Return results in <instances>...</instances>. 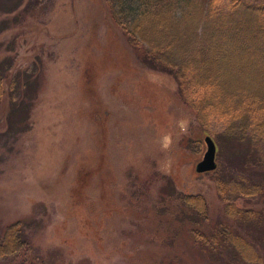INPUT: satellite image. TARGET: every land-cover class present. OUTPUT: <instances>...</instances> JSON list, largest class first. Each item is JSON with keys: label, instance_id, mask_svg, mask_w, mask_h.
I'll return each instance as SVG.
<instances>
[{"label": "rangeland", "instance_id": "374dc122", "mask_svg": "<svg viewBox=\"0 0 264 264\" xmlns=\"http://www.w3.org/2000/svg\"><path fill=\"white\" fill-rule=\"evenodd\" d=\"M113 1L0 0V238L20 221L42 264H206L179 197L206 200V233L224 217L217 181L229 203L256 208L231 191L262 180L264 159L256 157L264 143L225 134L231 123L239 131V110L222 112L229 96L205 108L204 126L196 107L209 90L188 97L174 73L144 62V46L129 42ZM147 1L152 10L169 2ZM216 6L222 16L235 11L230 0ZM90 61L98 69L87 86ZM151 86L169 98L171 127L155 120L157 96L143 99ZM23 100L24 123L12 111ZM206 135L217 144L218 169L196 174Z\"/></svg>", "mask_w": 264, "mask_h": 264}, {"label": "trees", "instance_id": "16d2710c", "mask_svg": "<svg viewBox=\"0 0 264 264\" xmlns=\"http://www.w3.org/2000/svg\"><path fill=\"white\" fill-rule=\"evenodd\" d=\"M144 1L147 0H138L142 6L136 5V0L113 1L116 19L130 29L123 27L129 42L144 46L147 55L144 62L174 73L181 93L188 97L199 89L209 90L210 94L196 107L204 126L205 108L219 105L211 102L216 97L223 102L222 97L229 96L233 102L227 107L224 103L222 112H241H235L239 113L237 134L240 133L243 138L261 139L264 143V24L259 19L264 17V4L254 6L243 0H230L235 11L222 16L216 6L219 0H169L161 2L156 10L147 8L149 1ZM175 11H179V15ZM89 63L83 73L87 86L91 82V74L98 69L94 62ZM2 79L0 74V98L3 93ZM142 95L147 103L157 96L155 120L163 129L171 127L173 116L168 112L169 98L161 93L159 87L152 86L146 87ZM234 104L236 106L229 110ZM27 110L24 100L19 104L13 102V114L21 113L22 123L27 119ZM228 129L232 134L228 131L225 134H236L233 133L235 123H231ZM249 144L251 147L255 145L252 140ZM256 159H264V150ZM260 164L259 169L263 167L259 170L262 180L252 184L247 181L237 183L232 186L231 192L235 199L250 197L254 199V205L262 208H240L233 202L229 203L225 183L217 181L218 194L225 202L224 217L215 222L208 233L200 230V226L208 221L206 200L201 195L179 197L183 208L192 212L189 221L193 227L198 225L193 232L201 263L264 264V162ZM85 175L90 174L87 172ZM6 229L0 238V259L13 258L12 264L16 261L17 264H42L43 260L32 255L31 239L20 221ZM254 231H257L255 235L252 234ZM25 255L31 258L23 259Z\"/></svg>", "mask_w": 264, "mask_h": 264}, {"label": "water", "instance_id": "95a60500", "mask_svg": "<svg viewBox=\"0 0 264 264\" xmlns=\"http://www.w3.org/2000/svg\"><path fill=\"white\" fill-rule=\"evenodd\" d=\"M203 141L207 149L203 155V159L200 160L195 166L196 174L214 172L218 168L216 163L217 145L215 144L213 138L210 135H206Z\"/></svg>", "mask_w": 264, "mask_h": 264}, {"label": "bare ground", "instance_id": "6f19581e", "mask_svg": "<svg viewBox=\"0 0 264 264\" xmlns=\"http://www.w3.org/2000/svg\"><path fill=\"white\" fill-rule=\"evenodd\" d=\"M255 22H256V21H255ZM244 97H245V96H244ZM242 100H243V99H242ZM244 102H246V101H244ZM247 103H248V102H247ZM254 104H255V102H254ZM242 105H243V104H242ZM245 105H246V104H245ZM251 105H252V103H251ZM244 107H245V106H244ZM247 108H248V107H246V109H247ZM254 108H255V107H254ZM251 110H252V107H251ZM256 111H257V110H256ZM252 112H253V111H252ZM260 112H261V111H260ZM240 113H241V112H240ZM256 114H257V112H256ZM256 114H255V115H256ZM240 115H241V114H240ZM233 117H234V116H233ZM255 118H257V117H255ZM258 118H259V117H258ZM258 120H259V119H258ZM253 122H254V121H253ZM256 122H257V121H256ZM256 122H255V123H256ZM255 123H254V124H255ZM230 129H231V128H230ZM226 130L228 131L229 129L227 128ZM233 130H234V129H233ZM230 131H231V130H230ZM230 131H228V132H230ZM235 131H236V130H235ZM225 133H226V131H225ZM230 133L232 134V132H230ZM233 133H234V132H233ZM236 134H237V133H236ZM236 134H234V135H236ZM229 135H230V134H229ZM229 135H228V136H229ZM216 145H217V144H216ZM217 156H218V155H217ZM218 165H219V164H218ZM195 168H196V167H195ZM194 172H195V171H194ZM194 174H195V173H194ZM206 174H207V173H206ZM221 183H222V182H221ZM247 189H248V188H247ZM261 208H262V207H261ZM262 210H263V209H262ZM241 258H242V257H241Z\"/></svg>", "mask_w": 264, "mask_h": 264}]
</instances>
